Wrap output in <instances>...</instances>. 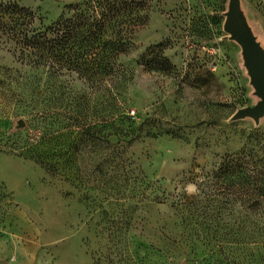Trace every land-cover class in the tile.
<instances>
[{"label": "rangeland", "instance_id": "rangeland-1", "mask_svg": "<svg viewBox=\"0 0 264 264\" xmlns=\"http://www.w3.org/2000/svg\"><path fill=\"white\" fill-rule=\"evenodd\" d=\"M0 1L39 28L97 0ZM135 3L117 89L83 87L95 137L42 119L81 83L27 86L33 71L0 40V264H264V113H249L262 97L233 0ZM236 5L264 52V0Z\"/></svg>", "mask_w": 264, "mask_h": 264}, {"label": "trees", "instance_id": "trees-1", "mask_svg": "<svg viewBox=\"0 0 264 264\" xmlns=\"http://www.w3.org/2000/svg\"><path fill=\"white\" fill-rule=\"evenodd\" d=\"M66 8L67 16H61L49 25L40 23V27L35 28L32 11L13 2L0 1V40L10 46L16 62L33 71L34 74L24 78L27 86H38L43 80L52 94L51 90L57 88V84L64 87L75 81L81 83V91L69 95L60 112L47 106L41 117L44 122H51L55 117L82 125L79 132L82 137H95L91 132L94 126L84 124L88 118L89 98L83 95V87L90 88L93 94L117 89L123 75L117 72L116 63L127 51L132 32L140 20L138 5L135 0H97L70 4ZM162 65H167L165 60ZM60 78L69 80L60 81ZM124 119L121 117L119 121L124 122ZM113 122L112 117L105 121V129L120 131ZM42 131L48 132L45 128ZM133 140L135 138L129 142ZM26 144L31 154L29 160L46 166L35 152L33 154L35 145ZM106 144L109 146L108 142Z\"/></svg>", "mask_w": 264, "mask_h": 264}, {"label": "water", "instance_id": "water-1", "mask_svg": "<svg viewBox=\"0 0 264 264\" xmlns=\"http://www.w3.org/2000/svg\"><path fill=\"white\" fill-rule=\"evenodd\" d=\"M230 17L231 32L235 34L236 37L246 46L248 52L252 56L253 68L255 70L256 87L260 96L262 97V103L259 105L257 110H250L249 113L257 118L264 113V52L254 42V39L251 37V35L243 30L239 25L236 0H233ZM17 126L19 128H23L24 122L19 120L17 122Z\"/></svg>", "mask_w": 264, "mask_h": 264}]
</instances>
